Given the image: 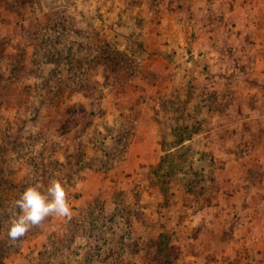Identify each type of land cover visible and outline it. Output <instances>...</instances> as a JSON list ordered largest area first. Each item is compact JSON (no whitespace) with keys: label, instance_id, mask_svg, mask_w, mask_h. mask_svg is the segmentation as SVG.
<instances>
[{"label":"rangeland","instance_id":"1","mask_svg":"<svg viewBox=\"0 0 264 264\" xmlns=\"http://www.w3.org/2000/svg\"><path fill=\"white\" fill-rule=\"evenodd\" d=\"M192 6L0 0V264H264L256 64L208 44ZM184 126L198 133L181 147ZM161 142L182 157L154 173ZM52 179L71 214L5 242L20 194Z\"/></svg>","mask_w":264,"mask_h":264},{"label":"crops","instance_id":"2","mask_svg":"<svg viewBox=\"0 0 264 264\" xmlns=\"http://www.w3.org/2000/svg\"><path fill=\"white\" fill-rule=\"evenodd\" d=\"M191 1L193 4L192 13L203 18L200 24L201 28H204V23H206L207 28L210 29V34L207 33V35L202 36L203 39H207L208 44L230 43V46L232 45L231 49L233 51L235 50L236 54L235 56H229V58H236L238 56L237 60L245 61L246 63L252 61L256 64L258 85H256V88H252V92L255 94L253 97L255 98V102L251 104L249 101L248 109L255 110V113L259 115L258 109H261V107L264 108L262 106L264 99V97L262 98L264 94V66H262L264 65V0ZM199 4L202 6L201 8L198 7ZM195 20L196 18H193V22ZM220 56L221 58H224V56L228 58L224 52H221ZM245 69L247 68L245 67ZM245 69L238 71L239 73H235L234 69L227 68L226 71H223V75H247L249 70L247 69L246 72ZM259 116L260 118L262 117V112ZM249 146H251V142H249ZM261 146L255 147L254 158L246 166V170L249 173L255 172L254 185L252 187H254V194L256 196L254 202L257 205V211L264 209V144ZM250 149L245 148L244 151H240L237 154L239 156H249ZM234 159L228 161V168L234 163L240 167L241 163L234 161ZM257 232L260 233V237L264 236V227H258Z\"/></svg>","mask_w":264,"mask_h":264},{"label":"clouds","instance_id":"3","mask_svg":"<svg viewBox=\"0 0 264 264\" xmlns=\"http://www.w3.org/2000/svg\"><path fill=\"white\" fill-rule=\"evenodd\" d=\"M15 205L19 213L12 218L8 232L13 240L23 236L30 227L39 225L49 215L68 216L72 211L66 188L59 179H52L46 192L38 185L28 186Z\"/></svg>","mask_w":264,"mask_h":264},{"label":"trees","instance_id":"4","mask_svg":"<svg viewBox=\"0 0 264 264\" xmlns=\"http://www.w3.org/2000/svg\"><path fill=\"white\" fill-rule=\"evenodd\" d=\"M190 127L189 126H184V127H181L180 129H178L177 127L174 129V136L176 137V143L177 145L183 147L184 146V143L186 141H188L193 134L195 133H198V130L197 129H189ZM185 134V135H184ZM161 148L164 152V155L162 157V160L160 162V164L158 163V166L155 167L153 166L152 170H154V173L157 172V170L161 169L162 168V165L164 163H166V161L170 160V159H173L174 157H182V155H177V153H173V151L171 152V149L173 148H170V150L167 149L166 147V144L161 142ZM178 146H174V149H177ZM159 168V169H158ZM252 173V172H251ZM172 174V173H170ZM17 213H19V210L17 211ZM40 228V227H38ZM3 232V231H1ZM8 232H9V228L7 229V231H5L4 235H2L3 239L5 240V242H7V240H10L12 239L9 235H8ZM40 233L39 229H36V231H34V233ZM18 240H22L21 238H19ZM2 243V245L5 246L6 243ZM2 251H5L3 248L1 249Z\"/></svg>","mask_w":264,"mask_h":264}]
</instances>
